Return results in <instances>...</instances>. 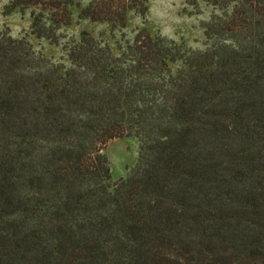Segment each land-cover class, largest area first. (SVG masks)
Listing matches in <instances>:
<instances>
[{"label":"trees","instance_id":"obj_1","mask_svg":"<svg viewBox=\"0 0 264 264\" xmlns=\"http://www.w3.org/2000/svg\"><path fill=\"white\" fill-rule=\"evenodd\" d=\"M150 1L83 13L124 28ZM189 1L220 12L203 52L142 30L115 55L84 34L62 73L0 32V264H264V0ZM78 5L6 12L58 43ZM123 137L140 153L116 183L103 149Z\"/></svg>","mask_w":264,"mask_h":264},{"label":"rangeland","instance_id":"obj_2","mask_svg":"<svg viewBox=\"0 0 264 264\" xmlns=\"http://www.w3.org/2000/svg\"><path fill=\"white\" fill-rule=\"evenodd\" d=\"M90 0H76L73 8L72 25L63 32L58 42L40 37L34 33L29 14L19 12L8 14L6 6L10 0H0V32L8 31L16 39H27L34 50L44 55L62 73L72 67L69 57L71 47L79 42L84 34H90L97 41L108 44L115 55L121 54V46L132 41L140 31L147 30L153 36H162L180 45L187 52H203L207 49V26L215 14L214 7L189 0H151L146 17L133 15L126 27H115L109 23L95 22L83 13ZM186 68L183 61L172 65L173 72ZM103 153L107 155L114 182L126 178L139 159L140 143L136 138L123 137L110 140Z\"/></svg>","mask_w":264,"mask_h":264}]
</instances>
